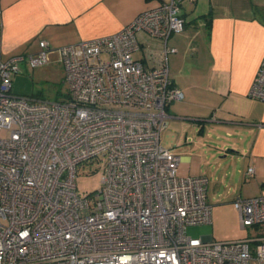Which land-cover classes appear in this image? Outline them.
Here are the masks:
<instances>
[{"label": "built area", "instance_id": "2783aa9c", "mask_svg": "<svg viewBox=\"0 0 264 264\" xmlns=\"http://www.w3.org/2000/svg\"><path fill=\"white\" fill-rule=\"evenodd\" d=\"M181 1L108 37L55 49L40 40L36 53L0 57V264H264V195L233 201L251 237L186 233L211 225L212 207L208 179L178 176L179 157L160 141L167 107L183 98L168 68V40L184 30ZM141 34L160 41L157 67L133 58ZM54 54L67 100L12 93L22 63L42 67ZM247 96L264 103V56ZM94 160L104 166L100 187L82 195L78 167Z\"/></svg>", "mask_w": 264, "mask_h": 264}, {"label": "crops", "instance_id": "0c3cea01", "mask_svg": "<svg viewBox=\"0 0 264 264\" xmlns=\"http://www.w3.org/2000/svg\"><path fill=\"white\" fill-rule=\"evenodd\" d=\"M166 1L0 0V57L36 53L40 40L55 49L114 35L141 12ZM180 6L184 30L168 40L176 50L168 55L169 76L183 95L167 107L166 128L175 120L174 127L182 130L173 147L183 140L192 142L195 133L198 140L223 137L218 145L224 152L221 158L253 167L252 197L262 196L264 103L247 92L264 56V6L261 0H182ZM137 39L140 47L133 58L145 69L157 67L160 41L145 34ZM169 149L179 157V165L190 161ZM218 237L232 240L227 234Z\"/></svg>", "mask_w": 264, "mask_h": 264}, {"label": "rangeland", "instance_id": "374dc122", "mask_svg": "<svg viewBox=\"0 0 264 264\" xmlns=\"http://www.w3.org/2000/svg\"><path fill=\"white\" fill-rule=\"evenodd\" d=\"M20 70V73L11 78L13 94L40 101L67 100L68 89L64 81V72L56 54L51 55L50 63L45 66L30 68L26 63H22ZM173 121L176 123L175 120L168 121V127L161 133V144L166 148H173L179 155L182 152L190 157V161L179 165L178 176H202L208 179L207 202L212 207V224L189 227L187 235L192 238L211 235L214 241H220L218 235L221 234L230 235L232 240L254 235L252 228L246 230L240 228L237 211L233 205L236 198L254 196L256 186L245 174L247 164H242L241 161L229 156L222 159L224 152L218 145L223 137L216 139L215 134L210 138L204 136L198 140L195 133L192 142L185 143L183 140L178 144V148L173 147L182 136V130L178 126L175 128ZM7 134V131L2 130L0 136L5 138ZM226 153L229 154L228 151ZM237 168L240 169L239 174L235 173ZM103 173L104 166L95 160L79 166L75 181L77 191L83 195L98 190ZM250 264L256 263L252 261Z\"/></svg>", "mask_w": 264, "mask_h": 264}]
</instances>
